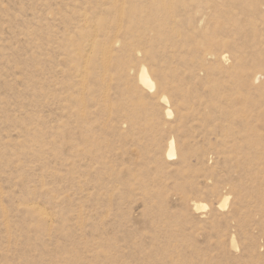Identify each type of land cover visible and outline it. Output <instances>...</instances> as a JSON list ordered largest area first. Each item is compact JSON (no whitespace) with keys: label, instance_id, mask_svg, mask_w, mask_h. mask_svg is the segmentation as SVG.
<instances>
[{"label":"rangeland","instance_id":"rangeland-1","mask_svg":"<svg viewBox=\"0 0 264 264\" xmlns=\"http://www.w3.org/2000/svg\"><path fill=\"white\" fill-rule=\"evenodd\" d=\"M0 264H264V0H0Z\"/></svg>","mask_w":264,"mask_h":264},{"label":"bare ground","instance_id":"bare-ground-1","mask_svg":"<svg viewBox=\"0 0 264 264\" xmlns=\"http://www.w3.org/2000/svg\"><path fill=\"white\" fill-rule=\"evenodd\" d=\"M211 43H213V42H211ZM216 43V42H215ZM217 44V43H216ZM216 44H214V45H216ZM211 45V44H210ZM218 45V44H217ZM200 51V50H199ZM205 54V53H204ZM206 55V54H205ZM222 55V54H221ZM226 56V55H225ZM225 56H222V57H220L221 58V60H224V58H225ZM205 57V56H204ZM227 57V56H226ZM220 60V59H219ZM120 62V61H119ZM107 65V64H106ZM121 67V66H120ZM104 68H106L105 66H104ZM245 72V71H244ZM240 73V72H239ZM242 73V72H241ZM245 73H247V72H245ZM243 76V75H242ZM161 79H163L162 77H161ZM239 79V78H238ZM137 81H138V84L140 85V87L141 88H143L144 90H154V88H155V84H154V82L151 80V78H150V76L148 75V72H147V69H146V67H144V66H141V68H140V71H139V73H138V78H137ZM248 81V80H247ZM242 82V81H241ZM245 82V81H244ZM247 83V82H246ZM242 85V84H241ZM242 86H244V85H242ZM164 87V86H163ZM156 88L158 89V87L156 86ZM140 89V88H139ZM161 90V89H160ZM161 92H162V90H161ZM164 92V91H163ZM160 100H162V101H165V98L164 97H161V99ZM170 111H168L167 110V112H166V115L167 116H169L170 115ZM181 115V114H180ZM184 116V115H183ZM181 118V117H180ZM175 145H174V142H173V140H171V141H169V144H168V147H167V150H166V156L168 157V158H171V157H174L175 156V147H174ZM46 216V215H45ZM47 217V216H46Z\"/></svg>","mask_w":264,"mask_h":264}]
</instances>
